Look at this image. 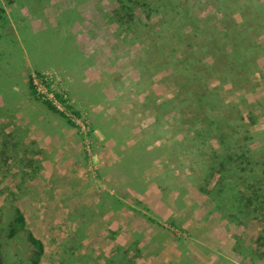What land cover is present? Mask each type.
I'll list each match as a JSON object with an SVG mask.
<instances>
[{"label":"crops","instance_id":"0c3cea01","mask_svg":"<svg viewBox=\"0 0 264 264\" xmlns=\"http://www.w3.org/2000/svg\"><path fill=\"white\" fill-rule=\"evenodd\" d=\"M116 3L0 0V168L33 173L16 200L24 227L42 244L58 234L77 264H242L243 242L237 253L234 227L194 179L176 78L149 63L153 47L134 28L111 21ZM51 68L89 121L90 151L32 95L30 74Z\"/></svg>","mask_w":264,"mask_h":264},{"label":"trees","instance_id":"16d2710c","mask_svg":"<svg viewBox=\"0 0 264 264\" xmlns=\"http://www.w3.org/2000/svg\"><path fill=\"white\" fill-rule=\"evenodd\" d=\"M208 1L207 6H214L219 10V0ZM252 2H238L235 11L221 9V17L216 20V24L220 21L221 26L205 25L202 28L204 34L191 22V33L183 30L181 25L184 23L176 28V32L165 34L159 29L153 37L154 55L150 57L149 63L160 70L170 69L176 78V109L180 111V119L187 128L195 127V130H192L193 136L186 139L184 145L194 153L191 163H195L199 169L200 177L196 179L201 181L199 191L213 200L221 217L228 221L242 223L238 218L240 216L245 220L261 219L263 225L260 235H257V241L259 246H264V152L259 153L263 144L259 146L258 143L261 142L255 137L264 131L246 129L245 126L255 122L253 115L249 113L250 116H247L245 121L244 115L236 109L238 107L235 106V100L227 101L222 98L217 91V85L210 84L209 80L214 77L220 84H229L232 88L242 91L251 82V73L256 70L262 72L260 61H264V38H259L264 34V21L255 23V18L262 15L264 6L260 0H255L258 8L256 12ZM160 4L167 5V0H161ZM137 8H146L147 16L152 12H164L153 8L150 0H117L111 21L119 27L125 24L127 28H131L136 19ZM3 11L0 4L1 21L5 19ZM236 13L241 16L239 22L234 17ZM255 13L257 17L254 16ZM251 25H254L253 35L248 33ZM197 38L199 39L196 40ZM173 40L175 42L170 45ZM167 43L169 47H166ZM261 75L264 79V73ZM28 82L32 95L39 99L35 96L30 77ZM254 88L250 89L254 91ZM40 101L76 126L50 101ZM232 110L237 111L236 117L231 116ZM219 112L225 122L210 118ZM200 114H205L206 121H201ZM207 115L210 119L206 118ZM199 123L203 125L200 127ZM253 145L262 147L257 152V159L254 157L256 151ZM1 225L8 238L18 231L27 232V241L33 247L31 264H37L43 252V244L25 229L23 214L16 200L9 199L0 207ZM0 264L19 263L5 260L0 250Z\"/></svg>","mask_w":264,"mask_h":264},{"label":"rangeland","instance_id":"374dc122","mask_svg":"<svg viewBox=\"0 0 264 264\" xmlns=\"http://www.w3.org/2000/svg\"><path fill=\"white\" fill-rule=\"evenodd\" d=\"M246 0H219L220 4L217 5L219 7L217 9L214 8V6H207L209 1L208 0H167V5H161V0H150L151 6L153 8H158L162 12H152L150 16H147V9H139L137 8V14L135 15L136 19L132 24V28H134V31L131 35L133 39L139 40L145 44H151L153 46L155 44L154 42V34L161 29L163 33L167 34L168 32H176L177 27L181 26L183 30L187 33H191L192 26L189 24V22L192 23L196 28L199 29V32L202 30V28L206 25L208 27L213 26H221L220 21L216 24V20H219L221 17L220 10H231L235 11L239 3H243ZM251 4L254 6L255 11L257 12V3L255 0ZM208 2V3H207ZM262 2V5L264 6V0H260ZM117 4V3H116ZM213 4V3H212ZM255 4V5H254ZM223 10V11H224ZM262 15L257 17L256 13L254 16L255 23H259L260 21H264V10H261ZM235 19L239 22L240 21V14L236 13L234 16ZM189 25H188V24ZM247 24H250L249 22H245ZM254 25H251L249 27L248 33L251 35L254 34L253 28ZM202 34H204V30L201 31ZM264 38V34L260 36V40ZM197 38L196 40H198ZM175 41L170 42V45H172ZM168 43L166 47L170 46ZM263 65L264 67V61L262 60L260 62V65ZM56 69V68H53ZM58 71H61L59 69H56ZM62 72V71H61ZM63 73V72H62ZM170 75L173 76V73L171 71ZM249 79L251 82H249L246 86V89L240 90V89H234L229 87V84H220L216 78H210V84L214 83L217 85V91L222 98L225 100H235L236 109H239V113L241 115H244L245 121H247V116H250L249 113L253 115L255 118V122L250 124L249 126H245L246 129L253 130V131H264V85H263V77L259 73H251L249 75ZM208 80V81H209ZM254 84V86H253ZM256 84V85H255ZM259 86V87H258ZM252 87L254 88V91H252ZM259 103V104H257ZM77 104V103H76ZM79 104H77L76 108L79 109ZM220 112L215 113L212 115L213 119L221 120L225 122L224 117H220ZM232 117L237 116V111L232 110L231 112ZM201 121L204 120L205 114H200ZM207 119H210L208 115L206 116ZM192 126V125H191ZM184 123L178 126V129L180 128L179 132H183ZM190 128V126H189ZM190 130H195V127H191ZM256 138H258L261 143H258L259 146L253 145L255 148L256 155L254 156L256 159L258 158V150L262 148L260 152H264V133L260 135H255ZM186 158V157H185ZM191 157L189 156V159ZM189 159H186L187 161ZM15 160V159H13ZM2 161V158H0V162ZM4 161V159H3ZM190 161V160H189ZM22 162V161H21ZM195 167V163H193ZM3 168H0V207L3 206L9 199H14L20 201L22 199V193H23V187L26 185V179L27 176H32L33 173H22V172H12L9 167L2 166ZM2 169L4 170L2 172ZM6 171V172H5ZM194 179H198L200 177L199 175V169H196L195 174L193 175ZM201 182V181H200ZM198 182V184H200ZM18 185V186H17ZM19 187L17 190H12V187ZM201 192V191H199ZM203 195L207 196L206 194L202 193ZM17 196V198H16ZM22 196V197H21ZM209 197V196H207ZM209 199L213 202V200L209 197ZM21 203H25L24 200L21 201ZM214 204V202H213ZM214 211L217 213L221 220H224L226 222H229L234 227V230L232 233H237V239L235 247L237 248V253L239 252L240 246L242 247L243 242V254L245 262L242 264H264V246H259V242L257 241V235H260L261 227L263 225V221L261 219H246L243 217H238L239 221H243L242 223H236L233 221H228L225 217L222 218L221 214L218 212L215 204L213 205ZM28 219L29 215L26 213ZM261 215V213H259ZM261 218V216L259 217ZM162 226L165 228L170 229L173 231V233L181 238L182 240H189L191 239L190 233L185 231L184 229H181L179 227H176L169 222H163ZM52 234V233H51ZM240 235L243 237V240H241ZM249 241V243L247 242ZM61 239L58 234H52L49 236L46 240L43 241V252L40 255L39 259L37 260V264H77L76 261L72 260V258H66V255H64L63 248L59 247L61 246ZM248 247V248H247ZM0 250L7 261H14L19 264H31L33 259V247L29 244L27 241V232L22 230L18 231L13 237L8 238L6 234V230L3 228V226H0ZM69 256H72L68 253ZM246 255V256H245ZM91 263V262H90ZM81 264V263H79ZM82 264H84L82 262Z\"/></svg>","mask_w":264,"mask_h":264},{"label":"built area","instance_id":"2783aa9c","mask_svg":"<svg viewBox=\"0 0 264 264\" xmlns=\"http://www.w3.org/2000/svg\"><path fill=\"white\" fill-rule=\"evenodd\" d=\"M30 78L35 96L40 100L50 101L73 121L84 137L87 150L90 151L87 142L90 124L88 119L76 108L77 102L70 95L68 77L61 71L51 68L41 72H32Z\"/></svg>","mask_w":264,"mask_h":264}]
</instances>
